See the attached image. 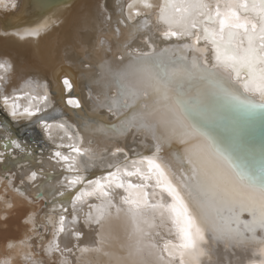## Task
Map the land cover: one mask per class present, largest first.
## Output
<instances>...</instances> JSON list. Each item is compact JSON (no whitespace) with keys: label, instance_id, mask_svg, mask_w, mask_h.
I'll return each instance as SVG.
<instances>
[{"label":"snow or ice","instance_id":"6c2138e0","mask_svg":"<svg viewBox=\"0 0 264 264\" xmlns=\"http://www.w3.org/2000/svg\"><path fill=\"white\" fill-rule=\"evenodd\" d=\"M62 4L74 16L89 81L85 106L67 103L91 116L61 122L49 113L47 84L25 80L29 73L9 53L0 59V109L40 124L51 142L36 162L27 143L0 137L5 165L17 163L13 150L35 162L7 183L28 203L44 201L53 225L49 257L81 264L103 250L113 221L123 217L131 225L123 264H264V0ZM65 22L49 18L23 33L0 32V44ZM63 85L73 87L68 79ZM9 127L0 120L5 132ZM45 165L57 170L51 188Z\"/></svg>","mask_w":264,"mask_h":264},{"label":"bare ground","instance_id":"6f19581e","mask_svg":"<svg viewBox=\"0 0 264 264\" xmlns=\"http://www.w3.org/2000/svg\"><path fill=\"white\" fill-rule=\"evenodd\" d=\"M26 1L16 0L18 6L14 9L0 6V32H24L21 29L23 23H17V27L15 28H8L5 25L7 22L14 23V16L31 25L28 29L49 18L50 20L59 19L66 22L63 25L59 23L51 24L48 32L41 33L39 37H25L24 39L15 36L11 37L7 47L0 44V59L4 58L3 53H9L8 58L13 62L14 67L23 69L29 73L28 76L24 77L25 80L31 78L41 85L44 81L50 79L56 83L57 87H55L59 94L64 91L61 79L64 76H68L69 81L72 82L74 87L70 96H77L81 100L82 107H84V98L88 94L87 85L89 81L85 79V70L80 62L82 53L78 47L79 41L73 33L72 20L74 16L64 9L63 4L59 3L58 0L56 3H51L49 5L51 8L45 10L42 15L34 17L29 7H27L28 3ZM5 2H9V0H5ZM88 2L90 0H73L76 9H79ZM108 2L109 5H112L114 0H108ZM128 2H131V0H128ZM150 2L154 5H159L163 0H150ZM31 4L36 7L34 8L35 12L42 7L41 4H34L33 2ZM141 10L145 11L144 9ZM163 44V37H161L159 45ZM134 46L141 47L139 43ZM22 83L23 80H19L16 86ZM39 93L40 90L38 89L37 92H33L32 94L37 95ZM50 98L53 101V105L49 109V113L55 118L60 119L61 122H63L61 118H66L73 123H78L79 117L84 120L92 115L90 110L80 112L79 109H70L66 105L69 100L67 97L64 100L66 103L60 97V100L58 99L57 101L53 96H50ZM21 103H24L23 99ZM68 105L74 107L73 105ZM53 108L55 109L54 112ZM78 112L80 113L79 116L76 115ZM0 113L7 118L2 119L0 116V120H7L11 125L7 132L0 128V137L10 136L22 144L27 143L29 150L35 152L36 162H43L45 153L49 151L46 145L50 146L51 142L48 140L40 124H33L27 117L13 120L3 109H0ZM61 135H63L62 132ZM2 142L0 140V143ZM57 143H60V141H57ZM42 149L43 151H41ZM0 152H4L3 147H0ZM13 156L17 162L15 164L10 160L5 165L4 161L0 160V264L4 260H10L11 264H50L52 261L55 264H59L61 259L59 254L53 253L49 257L47 252L48 244L53 239V225L48 221L49 213L43 208L44 201L34 200L32 203H28L14 191V185L7 183V178L12 173H16L20 168H27L35 162L22 158L24 154L18 153L17 150H13ZM45 167L46 171H51V176L53 177L49 179L47 184V187L51 188L57 184V170L48 169L47 165ZM8 169H11V171L9 172ZM32 170L37 169L33 167ZM99 174L97 173V175ZM59 179L62 180L63 177H59ZM150 183H154V181H150ZM156 191L159 192L160 189H156ZM46 199H51V193ZM63 203L67 206V201H63ZM8 205H12V207H8ZM49 208H51V205H49ZM27 213L33 214V218L29 219ZM52 218L53 221L57 219L55 214H53ZM113 225L114 230L105 243L103 250L99 253L86 254L81 258V264H123L122 258L125 252L122 245L129 243L128 233L131 231V225L123 217L119 221H113ZM169 225L171 226L170 221ZM45 228L48 230L45 231ZM172 232H175L174 227L172 228ZM41 236H43V239L40 238ZM21 241L24 243L21 244ZM9 244L14 245V247L9 248ZM68 247H71V244ZM29 253L32 255V259L25 260L24 256ZM104 253H107V255ZM76 255L79 256V252Z\"/></svg>","mask_w":264,"mask_h":264},{"label":"water","instance_id":"95a60500","mask_svg":"<svg viewBox=\"0 0 264 264\" xmlns=\"http://www.w3.org/2000/svg\"><path fill=\"white\" fill-rule=\"evenodd\" d=\"M56 1H58V0H27L26 2L28 3L27 4V7H29V10L31 11V14H32V16H40V15H42L43 13H44V11L45 10H47V9H49V8H51V7H49V5L51 4V3H56ZM31 2H33L34 4H41L42 5V7H40L39 9H38V11H34V8H36V7H34L33 6V4H31ZM107 2H108V0H107ZM59 3H62V0H59ZM108 4H109V2H108ZM36 20V19H35ZM14 23H12V22H7L5 25L8 27V28H15V27H17L16 25H17V23L19 24V23H23L22 25V30L23 31H25L26 29H28V27H30L31 25H29V24H27L26 22H24V21H21L19 18H17V17H15L14 16ZM16 23V24H15ZM160 47H163L164 46V44L163 45H159ZM68 79L69 80V77L68 76H64L62 79H61V83H62V85H63V81H64V79ZM47 84V86H48V91H49V93H50V96L52 97H54L55 99H56V101L59 99L60 100V98H61V100H63V102L64 103H66L64 100H65V98L67 97V98H69V99H78L77 98V96H74V97H72V96H70V94H72V92H73V89H74V87H72L71 89H68L67 87H65L64 85H63V87H64V91L62 92V93H58V90L56 89V87H57V85H56V83L54 82V81H52V80H50V79H47V81H44L41 85H44V84ZM56 86V87H55ZM60 97V98H59ZM60 105V104H59ZM66 105L70 108V109H72V110H75L76 108L75 107H71V106H69L67 103H66ZM82 106V105H81ZM0 116L2 117V119H7L4 115H2V113H0ZM79 122L80 123H82L83 122V120L79 117ZM259 136H260V132H259V129L257 130V140H259Z\"/></svg>","mask_w":264,"mask_h":264}]
</instances>
